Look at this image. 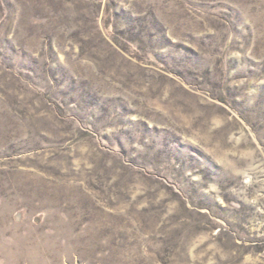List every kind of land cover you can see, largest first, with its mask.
Here are the masks:
<instances>
[{"label":"rangeland","instance_id":"1","mask_svg":"<svg viewBox=\"0 0 264 264\" xmlns=\"http://www.w3.org/2000/svg\"><path fill=\"white\" fill-rule=\"evenodd\" d=\"M0 264H264V0H0Z\"/></svg>","mask_w":264,"mask_h":264}]
</instances>
